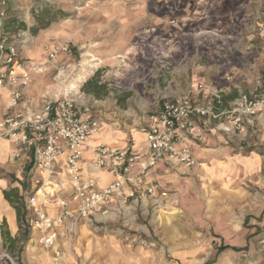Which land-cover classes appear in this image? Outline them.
Wrapping results in <instances>:
<instances>
[{
	"label": "rangeland",
	"instance_id": "374dc122",
	"mask_svg": "<svg viewBox=\"0 0 264 264\" xmlns=\"http://www.w3.org/2000/svg\"><path fill=\"white\" fill-rule=\"evenodd\" d=\"M45 3L63 15L32 32ZM12 4L18 9L13 26L29 28L34 37L24 56L41 69L32 74L27 96L41 101L70 95L91 105L101 124L94 143L110 144L107 138L124 145L140 132L144 118L162 98L185 93L197 81L230 87L226 95L234 90L238 95L256 93L261 87L264 0H12ZM60 44H67L68 51L49 57V50ZM93 77L104 85L101 97L83 89ZM260 125L227 143L220 138L198 147L190 139L198 163L161 171L154 207L132 203L125 211L83 222L72 238L61 241L64 262L264 264ZM32 232L30 228L29 239ZM222 244L248 247L229 248L216 256ZM2 252L16 256L7 244ZM42 252L51 264V254ZM0 264L10 263L0 258Z\"/></svg>",
	"mask_w": 264,
	"mask_h": 264
},
{
	"label": "built area",
	"instance_id": "2783aa9c",
	"mask_svg": "<svg viewBox=\"0 0 264 264\" xmlns=\"http://www.w3.org/2000/svg\"><path fill=\"white\" fill-rule=\"evenodd\" d=\"M15 11L12 0H0V100L4 102L0 138L15 145L14 158L28 156L30 176L38 173L35 188L24 198L25 224L40 233L38 241L52 254L53 264H66L61 240L72 238L82 221L92 222L99 214L125 211L132 203L153 200L156 187L149 172L159 161L188 167L198 163L192 147L177 143L180 136L201 141L214 129L235 138L264 112V75L258 93L240 92L225 108L220 107L219 90H209L203 102L196 101L194 92L206 93L207 86L192 83L187 92L162 98L144 118L142 142L132 136L122 147L91 144L101 129L91 105L70 95L44 100L38 109L27 101L32 74L40 68L24 56L34 38L30 29L9 25ZM68 49L67 44L53 46L49 57L54 59ZM85 149L94 156L91 171L110 174L109 183L100 184L86 174ZM0 258L24 264L8 252L0 253Z\"/></svg>",
	"mask_w": 264,
	"mask_h": 264
},
{
	"label": "crops",
	"instance_id": "0c3cea01",
	"mask_svg": "<svg viewBox=\"0 0 264 264\" xmlns=\"http://www.w3.org/2000/svg\"><path fill=\"white\" fill-rule=\"evenodd\" d=\"M263 75H264V73L261 75V80H262ZM232 79H233V77H232ZM198 82H202V81H197L195 83H198ZM206 86H207L206 93L197 92V91L194 92L193 95H194V99L196 101L203 102L205 100V97L208 95L209 90H212V89L220 90V91L224 92L222 94H225V95L230 93V87L229 88L228 87L215 88L213 86L210 87L207 84H206ZM233 92L236 94L235 90ZM250 92L251 91L249 90V93ZM200 93H202V94H200ZM256 93H258V92H256ZM251 94H255V93H251ZM199 95H202L201 96L202 100L199 99ZM236 95H238V94H236ZM27 101L29 102V104L34 109H38L44 100H41V101L35 100V99L29 98L27 96ZM3 105H4V102L0 100V119H1V115H2L1 114V108L3 107ZM258 124H261V125L263 124V126H264V112L255 121L247 123L245 125V127L242 129V131L238 134L237 137H244L248 130L249 131L255 130L254 127H255V125H258ZM135 134H136L135 136L141 142L144 140V134L141 131L135 132ZM215 135H219V136L217 137ZM220 138L223 139L224 142H226V143L228 142L227 141L228 138H226L221 132L216 131L214 129H210L205 134L203 140H201V141L195 140V141L198 142V147H199V146H201L200 144L206 145V144L217 143L218 139H220ZM190 139L191 138L182 135L178 138L177 143L178 144H184V143L188 144L190 142ZM95 140H97V139H95ZM105 140H107L110 144H112L114 146H119V147L125 146L127 143L126 142L124 145H117L118 143H115L114 140L109 141V139H107V138H105ZM96 143H98V142L94 143V137L91 138V144H96ZM99 143H101V140H99ZM14 150H15V145L11 141L6 140L4 138H0V168L2 169V173L0 174V248L4 245V240L1 236V225H2L4 220H6L8 229L10 231V235L12 237H17L19 235V221H18L17 211L13 207L11 202H9L5 198L3 191L4 190H13L16 193H18L20 196H22L24 199L26 196V193L28 191L32 190L33 188H35L34 178H36L38 176L37 172H35L32 176H30L28 169L31 166V161L29 160L28 156H22L21 158L16 159L12 156V153ZM195 154H196V152H195ZM93 157L94 156L91 153V151H89L88 149H85L84 157L82 159V164L84 166L86 174L90 177H94V178L98 179L100 184L109 183L112 179L110 174L103 172V171H91L89 164L93 161ZM181 166H185V165H182L179 163L170 164L164 160H161L158 162V164L155 167H153L150 170L149 180L156 187V195H155V198L153 200H150L146 203H143V204H145V207H148V206L154 207L155 206L156 197L158 196L160 189H161V186H160L161 174H160V172L161 171L167 172L170 169H174L176 167L178 168ZM107 177H109V179H106ZM50 211L51 212H57V209H52ZM96 219H98V218H96ZM83 222H85V221H82L81 224ZM39 234L40 233L39 232L37 233L36 231L32 232V238L29 239L30 242L28 244L27 249L23 252V254L25 252L26 253L24 255H22V258H21V261L24 264H50L49 258H46L42 252L43 247L38 241ZM63 240H61V241H63ZM46 253L48 255L51 254L50 252H46ZM50 259H51V257H50Z\"/></svg>",
	"mask_w": 264,
	"mask_h": 264
},
{
	"label": "trees",
	"instance_id": "16d2710c",
	"mask_svg": "<svg viewBox=\"0 0 264 264\" xmlns=\"http://www.w3.org/2000/svg\"><path fill=\"white\" fill-rule=\"evenodd\" d=\"M59 14L63 15L62 10L54 8L51 4L45 3L41 6L40 14H36V25H38L36 28H31V31L36 32L39 28H47L50 26L51 22L59 16ZM14 18H11L9 25H12L14 23ZM16 27V25H15ZM25 27V26H23ZM85 91L92 92L96 97L103 96L106 92L103 91L104 85L99 84L96 81V77L91 78L88 80L84 86ZM238 95L229 94L224 95L222 94L221 100L222 104L220 107L225 108L229 106V102L235 99ZM2 173V169L0 168V174ZM5 198L11 202L13 207L16 209L18 214V221H19V235L17 237H12L10 235V231L8 229L6 220L3 221L1 225V236L4 240V244H7L10 246L12 250H14V254L19 258L21 261V255L24 252L25 244L29 240L30 235V227L25 224L26 222V214H25V204L24 199L22 196H20L18 193H16L13 190H4L3 191ZM247 245L244 247H237V246H230L227 244H222L219 246L216 256L220 254L222 251L226 249H233L235 251H242L247 250ZM213 260H210L208 262H205L204 264H210Z\"/></svg>",
	"mask_w": 264,
	"mask_h": 264
},
{
	"label": "bare ground",
	"instance_id": "6f19581e",
	"mask_svg": "<svg viewBox=\"0 0 264 264\" xmlns=\"http://www.w3.org/2000/svg\"><path fill=\"white\" fill-rule=\"evenodd\" d=\"M98 134H99V133H98ZM98 134H96V135H98ZM94 136H95V135H94ZM51 264H53V263H52V254H51Z\"/></svg>",
	"mask_w": 264,
	"mask_h": 264
}]
</instances>
